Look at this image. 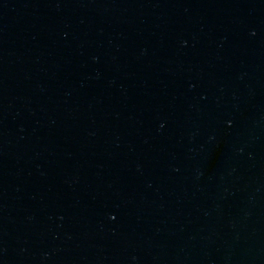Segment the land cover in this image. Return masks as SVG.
<instances>
[{"label": "water", "instance_id": "water-1", "mask_svg": "<svg viewBox=\"0 0 264 264\" xmlns=\"http://www.w3.org/2000/svg\"><path fill=\"white\" fill-rule=\"evenodd\" d=\"M0 264H264V0H0Z\"/></svg>", "mask_w": 264, "mask_h": 264}]
</instances>
